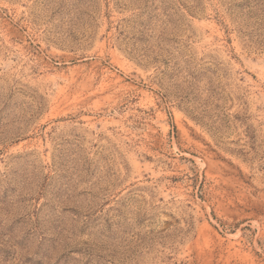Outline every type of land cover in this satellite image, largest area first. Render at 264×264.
<instances>
[{"label": "rangeland", "instance_id": "374dc122", "mask_svg": "<svg viewBox=\"0 0 264 264\" xmlns=\"http://www.w3.org/2000/svg\"><path fill=\"white\" fill-rule=\"evenodd\" d=\"M0 264H264V0H0Z\"/></svg>", "mask_w": 264, "mask_h": 264}]
</instances>
